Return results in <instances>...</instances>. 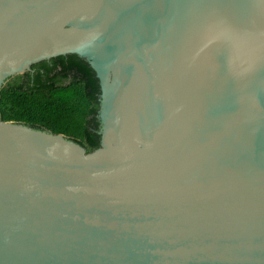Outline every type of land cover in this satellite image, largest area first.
<instances>
[{"label":"water","instance_id":"1","mask_svg":"<svg viewBox=\"0 0 264 264\" xmlns=\"http://www.w3.org/2000/svg\"><path fill=\"white\" fill-rule=\"evenodd\" d=\"M67 54L100 147L0 117V264H264V0H0V97Z\"/></svg>","mask_w":264,"mask_h":264},{"label":"trees","instance_id":"2","mask_svg":"<svg viewBox=\"0 0 264 264\" xmlns=\"http://www.w3.org/2000/svg\"><path fill=\"white\" fill-rule=\"evenodd\" d=\"M51 63V62H50ZM41 61L10 77L1 89L0 117L62 133L88 152L100 147L101 86L91 64L77 54Z\"/></svg>","mask_w":264,"mask_h":264},{"label":"flooded vegetation","instance_id":"3","mask_svg":"<svg viewBox=\"0 0 264 264\" xmlns=\"http://www.w3.org/2000/svg\"><path fill=\"white\" fill-rule=\"evenodd\" d=\"M47 61H49V63H50V62L52 63V58H51V59H49V60H47ZM51 63H50V64H51ZM32 71H33V69H32Z\"/></svg>","mask_w":264,"mask_h":264}]
</instances>
